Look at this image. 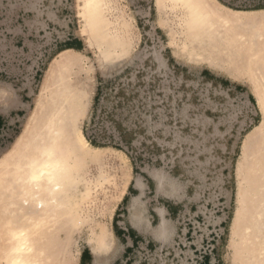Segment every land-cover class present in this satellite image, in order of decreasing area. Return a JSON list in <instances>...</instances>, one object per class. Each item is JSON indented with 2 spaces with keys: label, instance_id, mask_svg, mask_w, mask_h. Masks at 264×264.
I'll list each match as a JSON object with an SVG mask.
<instances>
[{
  "label": "rangeland",
  "instance_id": "rangeland-1",
  "mask_svg": "<svg viewBox=\"0 0 264 264\" xmlns=\"http://www.w3.org/2000/svg\"><path fill=\"white\" fill-rule=\"evenodd\" d=\"M82 1L0 0V169L8 153L22 150L16 145L20 135L32 131L30 117L37 120L49 93L43 85H65L71 129L80 124L79 133L99 146L87 140L80 154L77 196L88 189L93 198L82 192L79 225L72 227L64 264H264V258L246 253L240 259L238 249L231 257L234 244L228 242L235 167L262 117L253 90L264 97V87L254 88L248 72L255 74L264 62V25L254 40L263 52L255 56L250 26L258 20L245 18L264 9L238 10L215 0L247 24L235 28L236 22L225 26L215 19L204 25L202 49L213 62L207 64L188 58L190 41L157 1L115 0L121 10L108 9L92 23L85 21ZM223 1L240 7L259 2ZM127 28L129 50L100 64V44L127 42ZM57 73L59 80H53ZM158 210L168 223L162 240L153 236ZM132 214L143 216L140 229L131 224ZM0 229L4 264L1 221ZM89 243L110 247L94 255Z\"/></svg>",
  "mask_w": 264,
  "mask_h": 264
},
{
  "label": "bare ground",
  "instance_id": "bare-ground-1",
  "mask_svg": "<svg viewBox=\"0 0 264 264\" xmlns=\"http://www.w3.org/2000/svg\"><path fill=\"white\" fill-rule=\"evenodd\" d=\"M155 1L175 18L180 30L184 32L183 36H187V40L190 42L188 48L184 49H186V54L192 62H194L193 60H201L203 63H213L209 57H205V52L202 49V47L207 46V40L202 36L204 25L207 28L208 25L215 24L213 21L215 19H218V23L225 26L236 22L235 28L247 24L241 20H244V17L228 10L224 12L222 8L218 7L219 5L215 0L216 4L213 3V0ZM82 2L83 16L85 21L90 23L99 17H103L108 9H119L115 0H83ZM246 19L248 21L258 20L256 25L250 27L253 29L252 53L259 56V53L263 52V48L260 45H255L254 40L263 35L261 25H264V14L257 15L256 18L247 17ZM201 28L202 31L200 32ZM96 29L97 27L90 28L94 32ZM130 39L132 38H130L129 28H127V42L117 43V45L112 42H102L99 46L103 47L100 64L102 61L105 63L106 59L115 54L116 51L120 53L127 51L131 43ZM170 40L172 47V41L175 39L170 38ZM207 54L211 55V53ZM216 54L214 53L213 57ZM251 70L249 69L248 72L251 75L254 88L264 87V62L262 67L257 68L255 74ZM257 72L258 74H256ZM60 76L57 73L53 80H59ZM61 86L64 87L65 85L55 83L42 86L41 90H46L49 93L45 100L40 102L37 120L32 118L33 115L30 117V121L34 122L32 131L29 130L20 135V140L18 139L16 145L22 150L8 153L7 160H3L1 164L0 221L3 244H5L4 264H64L65 248L72 243V235L75 232L72 227L76 228L79 225L80 216L78 212L83 204L80 199H82V192L84 193L88 189L85 188L86 191H81L82 186L80 184L82 183H79L78 180L83 178H80L81 173L78 170H82L80 154L88 141L79 133L80 124H77L75 131L71 129L70 117H66L70 111V102L66 99ZM87 89L88 86L82 88L81 93H85ZM253 91L262 117L255 130L252 129L250 132L251 137L247 135L250 141L246 140L248 145L241 151L242 154L235 167L237 172L235 175V209L229 225L228 242L234 244L231 249L234 253L231 252L230 256L234 258L235 251L238 249L236 252H241L238 254L240 259L245 256L244 253H246L245 257L252 259L264 258V237L262 238L264 236V97L261 98V92ZM98 165L96 163V166ZM99 172L102 174V170ZM101 176L103 177L100 175V178ZM93 177L95 178V176ZM160 180L161 176L157 186L162 187L163 184ZM79 186L81 187L80 198L78 197L80 192H77ZM135 186L138 189H143V183L140 180L136 181ZM89 188V190L91 188L96 189L97 186L96 188ZM89 192L87 191L88 194ZM166 194L177 196L174 192ZM119 195L121 196V192ZM133 202H135V198ZM4 210H8V215ZM158 212L160 221L153 231V236L162 240L166 236L168 223L162 210H158ZM82 219L84 218L82 217ZM131 219L132 223H130L136 229H140L141 225L145 223L141 214H132ZM101 240L104 239L101 238ZM104 244H106L105 241ZM89 245H92L91 251L94 255H99L102 252L105 254L104 251L110 247L108 245L105 250L99 249L100 246L93 247L92 243ZM250 247L252 251H246Z\"/></svg>",
  "mask_w": 264,
  "mask_h": 264
},
{
  "label": "trees",
  "instance_id": "trees-1",
  "mask_svg": "<svg viewBox=\"0 0 264 264\" xmlns=\"http://www.w3.org/2000/svg\"><path fill=\"white\" fill-rule=\"evenodd\" d=\"M222 4L226 5L227 7L233 8V9H238V10H258V9H264V0H259V2L255 5H251L248 7H240V6H231L227 3H225L223 0H218ZM87 140L95 147H99L93 140H91L86 134H85ZM84 253H82L81 260L83 258Z\"/></svg>",
  "mask_w": 264,
  "mask_h": 264
},
{
  "label": "crops",
  "instance_id": "crops-1",
  "mask_svg": "<svg viewBox=\"0 0 264 264\" xmlns=\"http://www.w3.org/2000/svg\"><path fill=\"white\" fill-rule=\"evenodd\" d=\"M162 212H163V216H164V211L162 210ZM158 215H159V212H158ZM160 217V216H159ZM81 256H82V253H81V255H80V259H79V261L81 260Z\"/></svg>",
  "mask_w": 264,
  "mask_h": 264
}]
</instances>
